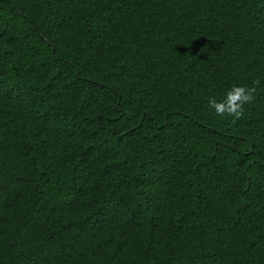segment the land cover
I'll return each instance as SVG.
<instances>
[{"label": "trees", "instance_id": "trees-1", "mask_svg": "<svg viewBox=\"0 0 264 264\" xmlns=\"http://www.w3.org/2000/svg\"><path fill=\"white\" fill-rule=\"evenodd\" d=\"M0 264H264V0H0Z\"/></svg>", "mask_w": 264, "mask_h": 264}, {"label": "clouds", "instance_id": "clouds-1", "mask_svg": "<svg viewBox=\"0 0 264 264\" xmlns=\"http://www.w3.org/2000/svg\"><path fill=\"white\" fill-rule=\"evenodd\" d=\"M255 85L260 84V80L254 81ZM256 87L234 86L221 101L209 98L208 106L219 117L240 118L244 112V106L251 104L255 99Z\"/></svg>", "mask_w": 264, "mask_h": 264}, {"label": "water", "instance_id": "water-1", "mask_svg": "<svg viewBox=\"0 0 264 264\" xmlns=\"http://www.w3.org/2000/svg\"><path fill=\"white\" fill-rule=\"evenodd\" d=\"M122 115H124V112L122 113Z\"/></svg>", "mask_w": 264, "mask_h": 264}]
</instances>
